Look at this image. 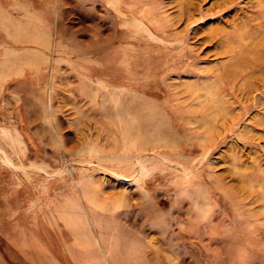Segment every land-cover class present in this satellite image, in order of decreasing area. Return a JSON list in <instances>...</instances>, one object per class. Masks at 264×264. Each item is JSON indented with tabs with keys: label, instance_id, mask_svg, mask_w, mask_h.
I'll return each instance as SVG.
<instances>
[{
	"label": "rangeland",
	"instance_id": "obj_1",
	"mask_svg": "<svg viewBox=\"0 0 264 264\" xmlns=\"http://www.w3.org/2000/svg\"><path fill=\"white\" fill-rule=\"evenodd\" d=\"M155 1L178 39L117 0H0V264H264V64L224 51L257 0Z\"/></svg>",
	"mask_w": 264,
	"mask_h": 264
},
{
	"label": "bare ground",
	"instance_id": "obj_2",
	"mask_svg": "<svg viewBox=\"0 0 264 264\" xmlns=\"http://www.w3.org/2000/svg\"><path fill=\"white\" fill-rule=\"evenodd\" d=\"M233 1L234 0H228L227 2L232 3ZM177 2H178L179 8H178L177 14L175 16L178 18V22H180L182 18H183L182 21H184L185 23L191 21L194 18V14L196 13V9H197L195 1L194 0H179ZM222 2H225V0H222ZM146 3H148V4H146ZM161 3L162 4H160V2H157L155 0H153V1L152 0H125V1L117 0L118 6H124L130 12L139 10L137 13L138 16H136V17H138V19H141V21L143 23H145L148 27H150V30H149L150 32L158 33L161 36V38H163L161 40H164V42L178 39L180 37L178 35L179 33L172 30V27H173L172 22L165 24L162 20H158V19H160L158 17V14L160 11L159 8H161V10L163 8H165V4H163V2H161ZM218 6H220V5H218ZM255 12L257 14L252 18V20H257V21L255 24H252L251 27H248L246 29H242L241 26H239V27L236 26V27L241 29L240 32L237 33L235 31V29L232 32H226L224 37L228 41L230 40V41L235 42L234 43L235 45L232 46L231 44H229L226 48H224L225 49L224 51L229 52V53H234V51L237 50L239 52V54L241 55V58H243L244 61H246V63L248 61L249 62L252 61V62L256 63L255 65L259 64L261 66L262 63L264 64V31H263V28H264V0H257ZM155 17L158 19H156ZM236 27H234V28H236ZM24 42L29 43L28 41H24ZM49 70H50V68H49ZM261 73H262V79H264V70L261 71ZM53 81L54 80H52V78H51V81L49 83L50 85H48L49 87L47 86V89H46L47 91H46L45 103H49V106H48L49 108H51V103H50L51 97L55 93V91L52 89L53 88ZM20 89H22V88H20ZM17 99L21 104L22 111L23 110L26 111V109L30 105L28 103L26 96H24V97L18 96ZM205 100H206V98H205ZM214 102L216 104L215 107L218 109L220 107V105L218 104V99L214 98L213 103ZM179 105H181V104L177 103L176 106H179ZM222 105H223V103H222ZM252 107H254V106H252ZM130 108L134 109L135 112H137L135 107H131V106L128 107V109H130ZM46 109L49 110L48 112H47V110H45V112H47V115H48V113H50V116H51L52 110L48 109V108H46ZM78 109H80V108H78ZM134 110L131 111V113H135ZM218 111H219V109H218ZM155 112L156 111L154 109H146V110L144 109V111L142 112L143 115H138V117L140 119L137 120L135 118H131L130 123L131 122L135 123L134 127H138V126L142 127V125H143L144 127L145 126L150 127L153 132H157L158 130L160 131L161 129H163V127H165V125H164L165 119L160 114H158V117H157L158 120L154 119L153 115L156 114ZM137 113L139 114V112H137ZM79 114L81 115L83 113L79 112ZM52 129H53V127H52ZM53 131H54V135L56 136V138L58 140L59 135L57 134V131L54 129H53ZM233 131H235V130H233ZM133 132L131 133V135L129 134L131 138L136 136ZM136 139H139V138L137 137ZM139 140L143 141L142 139H139ZM160 145L172 146L171 143H167L163 140H162ZM154 146H158V145H156V140H153L151 144L149 142H147V143L141 142V144L138 142V150H146L149 148L151 149V148H154ZM135 173H136V171H135ZM49 174H50V172H49ZM108 255H109V253H108Z\"/></svg>",
	"mask_w": 264,
	"mask_h": 264
}]
</instances>
